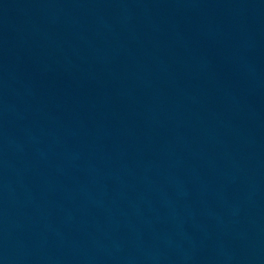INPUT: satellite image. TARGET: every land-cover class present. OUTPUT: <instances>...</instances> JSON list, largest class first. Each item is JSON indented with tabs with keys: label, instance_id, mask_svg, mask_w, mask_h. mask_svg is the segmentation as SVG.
<instances>
[{
	"label": "water",
	"instance_id": "water-1",
	"mask_svg": "<svg viewBox=\"0 0 264 264\" xmlns=\"http://www.w3.org/2000/svg\"><path fill=\"white\" fill-rule=\"evenodd\" d=\"M0 264H264V0H0Z\"/></svg>",
	"mask_w": 264,
	"mask_h": 264
}]
</instances>
